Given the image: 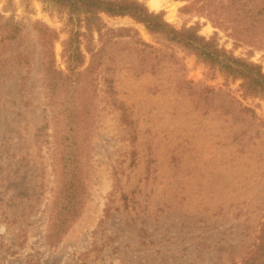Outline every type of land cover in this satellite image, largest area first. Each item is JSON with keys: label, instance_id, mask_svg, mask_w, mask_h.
Masks as SVG:
<instances>
[{"label": "rangeland", "instance_id": "1", "mask_svg": "<svg viewBox=\"0 0 264 264\" xmlns=\"http://www.w3.org/2000/svg\"><path fill=\"white\" fill-rule=\"evenodd\" d=\"M139 1L176 28L197 23L199 34L264 72V47L252 46L261 32L245 23L263 0ZM0 14L19 25L0 42V264L239 260L249 236L244 226L254 231L259 220H243V210L254 206L249 197L264 194V164L249 159L254 128L234 113L245 106L264 119V100L242 96L239 79L131 17L102 14L106 26L131 30L103 68L112 86L99 76L90 93L92 114L81 122L75 147L78 203L59 214L65 198L52 153L59 137L40 104V35L45 27L57 33L53 57L64 68L66 15L44 0H0ZM138 39L161 57L145 56L149 47H138Z\"/></svg>", "mask_w": 264, "mask_h": 264}, {"label": "trees", "instance_id": "2", "mask_svg": "<svg viewBox=\"0 0 264 264\" xmlns=\"http://www.w3.org/2000/svg\"><path fill=\"white\" fill-rule=\"evenodd\" d=\"M44 1L53 3L58 11L65 13V25L69 26L67 36L61 40V58L64 68L56 66L53 57L52 41L56 39L57 33L45 27L41 31L42 36L40 35L42 45L40 104L43 110L48 111L46 116L55 123V130L58 131L59 137L58 146L52 149L55 159L58 160L55 163L56 167L60 168L61 177L58 181L62 186L59 190L62 198H65V203L59 207V214L71 213L78 203L81 181L77 173L79 151L75 147L78 132L82 126H80L81 122L84 117L92 114L90 93L96 91L99 76H102L107 86H112V76L102 71L105 69V64H110L114 59L112 52L116 48L118 38L129 36L125 32L130 28L108 27L102 19V14L131 17L134 21L143 24L149 32L159 34L167 41L182 47L205 65L223 73L224 76L232 80L239 79L242 96H257L264 100V72L261 65L236 56L219 46L213 36L207 38L199 34L197 23L176 28L164 19L162 11H150L139 0ZM252 10L254 12L249 14L245 23L248 24L247 27L250 25L260 30L261 39L252 44L260 49L264 47V0ZM18 31L19 25L16 21L12 18H4L0 14V42L13 38ZM134 32L136 34V31ZM236 36L238 42H243L242 33L239 32ZM137 41L138 47L139 45L149 47L147 53L145 50V56L153 59L161 57L151 45L141 39ZM138 47H135V50L141 54L144 50ZM21 62L25 66L26 60ZM154 64L156 63H149L146 70H151ZM21 79L24 80L22 82L24 85L26 75H23ZM235 112V115L244 117L254 128V132L250 133L249 137L251 144L248 148L249 159L264 164V119L259 118L251 108L245 106H236ZM239 151L242 150L239 149ZM254 197L247 199L254 206H247L243 210L246 214L243 220L252 216V218L259 217L257 226L254 231L251 226H244L248 227L249 236L245 234L248 241L243 253L239 255V260L232 259L230 264H264V194L259 198L255 197L258 200Z\"/></svg>", "mask_w": 264, "mask_h": 264}, {"label": "bare ground", "instance_id": "3", "mask_svg": "<svg viewBox=\"0 0 264 264\" xmlns=\"http://www.w3.org/2000/svg\"><path fill=\"white\" fill-rule=\"evenodd\" d=\"M167 0H151L150 2V4L151 5H154V6H156V5H162V4H164L165 2H166Z\"/></svg>", "mask_w": 264, "mask_h": 264}]
</instances>
